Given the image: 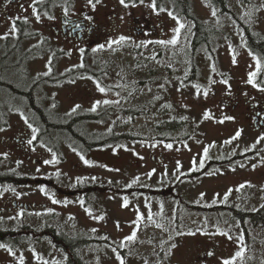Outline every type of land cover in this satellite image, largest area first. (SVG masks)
Listing matches in <instances>:
<instances>
[{
  "label": "rangeland",
  "instance_id": "1",
  "mask_svg": "<svg viewBox=\"0 0 264 264\" xmlns=\"http://www.w3.org/2000/svg\"><path fill=\"white\" fill-rule=\"evenodd\" d=\"M15 2L11 5L9 1L0 0V9H3L0 10V52L5 45L11 47L15 43L12 19H26L24 15L33 14L31 5L34 0ZM74 2L76 8L82 7L91 13L94 17L92 25L98 33L82 44L67 37L56 38L50 29L51 20L42 17L40 23L35 22V29L41 33L22 41L19 50L22 54L46 43L49 51L42 56L23 59V65L16 67L0 65V73L9 79L18 78V83L24 79L25 83L19 86L26 89L34 79L48 72L52 54L56 59L53 60L56 74L81 64L83 56L87 61L91 57L110 59L113 70L102 75L101 81L104 86L126 88L128 92L121 95L108 88L101 92L96 82L84 79L43 86L38 99L44 111L54 112L59 121L71 116L74 108L93 112L91 109L98 101L95 111L111 106L135 107L150 103L148 114L135 119L112 115L99 123L82 122L85 132L98 139L110 133L132 131L148 141L121 142L83 155L59 140L62 159L53 160L41 147L28 142L33 139V131L20 113L26 104L16 97V105L12 102L6 107L14 111L8 113L7 128L0 131V169L54 174L61 179L64 189L74 190L77 183H82L85 194L79 199V195L64 192H54L43 198L38 194L34 199L38 205L44 203V206L17 208L11 213L4 211L6 218L0 222V230L23 231L25 240L0 242L5 245L0 248V264H21V259L23 264H69L61 249L47 237H41L52 232L45 229L53 227L56 233L69 238L107 240L123 249L131 246L139 258L132 255L127 259L128 264H142L145 258L149 259V264H223L224 260L233 257V264H264V247L254 245L252 252L245 253L242 233L227 212L218 223L186 216L183 219L186 227L180 226L179 232L174 227L177 197L191 205L206 208L234 206L246 212L257 210L264 202V154L233 159L247 151L264 149V139H261L264 127L253 130L249 118L255 110H264V91L261 90L264 89V69L261 67L254 79L256 87L248 83L249 73L256 71L259 59L247 50L244 34L235 21L227 14H219L209 3L193 0L191 13L202 23L210 25L212 33L221 34L215 38L212 52L199 49L191 57L184 44V33H193V24L188 19L170 16L173 7L167 3L159 8L155 5L154 11L150 6L153 0L127 4V7L120 0H100L95 8L88 0ZM227 5L253 34L264 38V0H227ZM161 8L164 10L160 11ZM5 14L12 15L8 19ZM177 19L184 24L177 44L155 43L173 37V30L178 27ZM139 30L144 33H138ZM120 36L127 39L109 44ZM56 51L59 55L55 54ZM16 58V55L9 56L5 63L17 65L19 59ZM191 61L198 81L187 85L182 79L189 74ZM132 83L143 84L132 86ZM0 99L5 101L4 97ZM105 100L112 103L104 104ZM171 120L182 122L183 126L165 133L164 122ZM185 135L189 137L183 142L156 139ZM205 148L208 149L207 155ZM20 154L28 157L24 165L18 162ZM81 156L90 164H85ZM33 160H39V163ZM201 160L204 161L203 167H200ZM227 160L231 162L209 164ZM204 168L206 171L202 175L175 185L181 175L200 172ZM133 180L137 182L133 184ZM86 186L94 189H86ZM117 189L163 192L158 195L119 194L115 192ZM25 192L29 195V187ZM225 193H229L226 200ZM53 199L58 203H53ZM125 199L127 206H124ZM137 213L142 220H137ZM217 229L227 235L217 234ZM133 231L135 239L127 241L125 238ZM249 231L257 239L264 238V230L253 231L249 227ZM241 250L242 256L236 257ZM117 256L106 243H93L77 251V257L85 264H120L121 259Z\"/></svg>",
  "mask_w": 264,
  "mask_h": 264
},
{
  "label": "trees",
  "instance_id": "2",
  "mask_svg": "<svg viewBox=\"0 0 264 264\" xmlns=\"http://www.w3.org/2000/svg\"><path fill=\"white\" fill-rule=\"evenodd\" d=\"M64 1V2H63ZM140 0H125V3L127 4H136ZM210 4L213 6L219 14H227L230 18L235 21L238 28L242 31L244 34L245 40H246V48L247 50L257 57L260 61L264 62V38L258 36L257 34H253L249 27L244 25L234 14L232 11L228 9L227 1L226 0H208ZM71 1L69 0H44L43 2L38 3V7L44 8V7H53V8H67L71 5ZM156 8H159V4H156ZM47 13L48 11H44ZM185 18L192 22L193 24V33H212L213 30L210 25H207L205 23H202L199 21L192 13H191V7L188 11L185 13ZM34 33H16V40L22 41L24 39H30L32 38ZM194 45V44H193ZM191 49H188L189 56H191ZM49 51V47H47L46 43H42L40 47H32L30 50L27 51L28 56H38L43 55L44 52ZM56 55H59V53L56 51ZM28 58V57H27ZM86 56H83L81 59V64L70 68L67 71H64L60 74L55 73V65L53 60L55 59V55L52 54V60L48 63V72L44 76H39L36 79H34L28 88H21L22 83H25L24 79L21 81V84H14L12 82H6L3 80H0V92H7L11 95H15L17 97H21L24 99V101L27 104L28 109L36 112H42V114L39 115L38 119V136H46V135H52V131L50 130V126L53 125V136H54V148L56 151V158H59V140H63L66 145L70 146V148L74 150L81 151V154L84 152H88L89 150H93L96 148H101L110 144H117L121 142H133V141H140V142H146L148 141L146 137L136 134L132 131L128 132H122V133H110L107 137H103L101 139L96 138L95 140L91 139L89 134L85 132L84 125L82 122H99L103 118H105L107 115H109L110 111L113 110L115 115L127 117L131 119H135L136 117L147 115L150 108V103H145L144 105L140 106H120V107H108V108H102L99 110V114L92 113V112H82L79 111L78 108L75 109L73 114L71 116L66 117L64 120L59 121V117L55 115L54 120L49 119V115L44 111L40 99H38V96L41 94V89L43 86H52V85H61L65 83H74L79 80L89 79L91 81L96 82L99 87L102 88H108L110 90H116L119 94H124L127 89L126 88H120L117 89L115 87H107L104 86L103 82L101 81L100 77L102 75H108L113 70V62L110 59H102V58H94L91 57V60L88 59L85 60ZM261 67L264 69V63L261 64ZM132 86H137V84L132 83ZM3 90V91H1ZM129 90V89H128ZM128 92V91H127ZM112 114V113H111ZM4 122H0V129H2L4 126ZM53 123V124H52ZM32 125H35L32 123ZM183 126L182 122H178L175 120L164 122V130L168 132H172L176 129H179ZM158 128H161L159 126ZM254 128V127H253ZM252 128V129H253ZM255 130V129H253ZM165 135V134H164ZM189 135H185L184 137H178V138H171L168 136L164 137H157V140L163 141V142H183L188 138ZM71 140V142H70ZM42 141V139H41ZM46 143V141H44ZM264 154V149H257V150H251L247 151L246 153L242 155H238L233 157L237 159H245L247 157L256 155V154ZM235 160V159H234ZM233 160V161H234ZM226 162H231L229 160L227 161H214L211 164H217V165H224ZM206 171V168L201 170L200 172L196 173H190L186 175H181L176 183H180L184 179H192L196 178L197 176H200L203 174V172ZM92 190L94 189L93 186L90 187ZM116 193L119 194H127V193H137V194H144V195H153V194H161L157 193L154 190L150 189H126V190H116ZM224 212L229 213V216L232 220H234L241 233H242V240H243V246H244V252H252V247L259 246L264 247V238L257 239L254 237L250 231L251 230H264V202L261 204V206L253 211V212H246L236 209L234 206H214L210 208L202 207L199 205H191L187 204L181 197H177V206L175 211V221H174V227L179 232L180 226L186 227L185 223L183 222L184 217H200L202 218L206 223L209 222V220H214L216 223L220 222ZM22 231H5L3 233H0V239H4V243L9 242H20V238H23ZM25 234V233H24ZM42 236L48 237L49 240L53 243V245L56 248L61 249L64 254L66 255L67 262L69 264H85L77 257V251L88 247L89 245H92L93 243H106L110 245L111 248L114 249V251L119 255L120 259L123 260V264H128L127 259L130 258L132 255L139 258V256L134 255L132 251V247L127 248H118L115 245L111 244L107 240H97V239H90L87 237H77V238H68L65 242L63 241L62 234L57 233H45ZM34 238H39L38 236H35ZM6 239V240H5ZM160 255V254H159ZM140 258H142L140 256ZM142 264H149V259L145 258Z\"/></svg>",
  "mask_w": 264,
  "mask_h": 264
},
{
  "label": "flooded vegetation",
  "instance_id": "3",
  "mask_svg": "<svg viewBox=\"0 0 264 264\" xmlns=\"http://www.w3.org/2000/svg\"><path fill=\"white\" fill-rule=\"evenodd\" d=\"M4 1H9L11 5H15L16 2L15 0H4ZM44 0H42L43 2ZM53 1V0H50ZM71 1V5L67 8H53V7H44L40 8L38 7L39 2H34L31 5V8L36 9L37 15L39 16V20H37L36 15H33L31 13L26 14L23 16V18H13L12 19V27H15V31L13 33H34L36 36L37 33H41L39 30L35 29V22L40 23L41 18L45 17L48 18L50 21V29L52 33H54V37H67L70 41H76L77 43H87L88 40L95 35V33H98L96 30L95 25H92L94 17L91 15V13L85 11L82 7L76 8L74 0H69ZM193 0H155L156 4H159L161 7L164 3H167L173 7L172 10V15H175L177 17H182L185 18V13L188 11L192 5ZM203 2H207L210 4L208 0H202ZM227 1V0H226ZM237 2H240V0H236ZM139 3V2H138ZM136 3V4H138ZM65 9H67V15H65ZM3 10V9H0ZM44 11H48L45 13ZM12 14H5V18H10ZM91 17L90 20L85 19V17ZM52 17V18H49ZM186 19V18H185ZM2 21V20H1ZM0 21V22H1ZM191 22V21H190ZM79 24L80 27L76 28L75 25ZM138 33H144L142 30H139ZM221 33H184V41L187 49H191V57L192 54L196 52V50H204L205 52H212L213 51V46L215 43V38L219 36ZM181 36V33H180ZM22 41H17L15 39V43L11 47H5L3 51L0 52V65H3L5 67H16L19 65H23L25 62L23 59H25L24 55L25 53L21 54V51L19 50ZM41 44V43H40ZM194 44V45H193ZM45 53V52H44ZM21 54V55H20ZM16 55V57L19 59V63L15 65V63H10L7 64L5 63V59L8 58L9 56ZM16 58V59H17ZM191 59V58H190ZM27 60V59H25ZM16 61V60H15ZM264 62L261 61V64ZM21 71L23 70V67L20 69ZM190 72L189 74H186V79H182V82L185 84H193L198 81L197 76L195 74V67L193 61L190 63ZM20 71V72H21ZM3 72L0 73V80L9 82H17L19 81L18 78L12 77V78H7L3 76ZM20 75H24L21 74ZM10 75L9 77H11ZM39 77V76H38ZM18 83V82H17ZM21 83V82H19ZM138 86H140L143 83H135ZM184 84V85H185ZM3 91V90H1ZM4 94V95H2ZM4 97L5 101H2L0 99V122H4L5 120L6 123H4L3 128L0 129H6L7 128V117L8 113H13L14 111L11 109H8L6 107H9L11 103L13 102L14 105H16L17 101L14 100L17 96L11 95L5 91L0 92V98ZM22 99L23 104H24V99L21 97H18ZM13 99V100H11ZM19 103V102H18ZM3 106H5L6 109H3ZM26 106L21 107V116L22 118H26L25 123L28 125L30 124L32 128L36 129V132L33 133L32 136L35 135V139H32V145L34 147H41L43 150H45L48 154L53 159V156L55 155L56 157V151L54 148V136H53V125L50 126V130L52 131V135H42L41 137L37 135V131L39 128L38 125V117L42 112H36L32 111L30 109H27ZM112 107V106H111ZM80 111V110H79ZM83 112V111H82ZM253 112V111H252ZM47 113V112H46ZM90 113V112H89ZM92 113L99 114V111H93ZM110 114L107 115L105 118L100 120L99 122L104 121L107 117L109 116H116L113 110L109 112ZM112 113V114H111ZM50 117V120H54L55 114L53 113H47ZM249 118L252 122L253 129H258L259 127L264 126V110H255L253 113L249 115ZM99 122H88V123H99ZM34 123L35 125H32ZM53 124V123H52ZM29 126V125H28ZM26 130L28 128H25ZM92 137H95L94 134H91ZM33 138V137H32ZM10 140V138H7ZM42 139V141H41ZM46 141V143H44ZM29 142V140H28ZM59 145L61 142H58ZM21 144H24L21 142ZM97 149H102L101 148H96L93 150ZM77 150V149H76ZM92 150H89L90 152ZM60 153V149H59ZM81 154V151L79 152ZM87 152H84L83 155H85ZM24 156V159L22 158ZM27 155H18V162L22 165H24L25 160H27ZM61 158L59 154V159ZM62 159V158H61ZM36 164L39 163V160H33ZM54 174H48V175H42L38 170H34L33 172L27 173L26 170L23 169V171H12V170H7V169H0V222L2 221L3 218H6V215L4 216V211L12 212L13 209H28V208H38L39 206H44V203L41 205H38L36 203V200L34 199L38 194H40L43 197L49 196V194L54 193V192H64L70 195H79L78 199L82 197L85 192H83V189L81 187L82 183H77L76 189L71 190V189H64L65 187L61 185V179ZM81 184V185H80ZM85 186V185H83ZM26 187H29V195H26ZM41 188L44 189V191H41ZM92 190L90 187L86 186V189ZM82 190V191H81ZM9 191V192H7ZM12 192V193H11ZM34 192V193H33ZM11 196H8V195ZM33 197V199H32ZM33 200V201H32ZM31 201V202H30ZM70 203V201H69ZM54 216V210L52 217ZM58 228H61V226H57ZM55 228L53 227L52 229H45L44 231H52V233H56ZM20 231V230H19ZM5 231L0 230V233H3ZM23 232V231H22ZM51 233V232H50ZM58 234V233H57ZM59 235V234H58ZM42 237V235H41ZM39 237V238H41ZM44 237V236H43ZM48 238V237H47ZM69 237H66L63 235L62 239L65 242ZM49 239V238H48ZM6 240V239H5ZM25 240L23 237L22 239L20 238V241ZM0 242L4 243V239H0ZM19 243V242H17ZM52 243V242H51ZM53 244V243H52Z\"/></svg>",
  "mask_w": 264,
  "mask_h": 264
},
{
  "label": "snow or ice",
  "instance_id": "4",
  "mask_svg": "<svg viewBox=\"0 0 264 264\" xmlns=\"http://www.w3.org/2000/svg\"><path fill=\"white\" fill-rule=\"evenodd\" d=\"M34 2H42V0H34ZM99 2H100V0H95V3L93 2V0H88V3H89L93 8H95V5H96L97 3H99ZM120 3H121L122 5H124L125 7L128 6V5L125 3V0H120ZM141 3H143V0H141ZM150 6H151V7L153 8V10L155 11V0H153V3H152ZM163 10H164L163 8L160 9V11H163ZM215 14H216V13L213 12V15H215ZM33 15H36L37 20H39V16L37 15V11H36L35 8H33ZM65 15H67V9H65ZM169 15L171 16L172 14L169 13ZM248 15H250V13H249ZM49 18H52V17H49ZM173 18L175 19V17H173ZM85 19L90 20L91 17H87V16H86ZM177 24H178V27L175 28V29L173 30V31H174V35H173V37H172L170 40H160V41H156L155 43H159V44H161V45H173V46L176 45L177 42H178V37H179V35H180V31H181L182 28H184V24H182L178 19H177ZM75 27H76V28H79L80 25L77 24V25H75ZM15 30H16L15 27H13V28H12V31L14 32ZM126 39H127L126 37H124V36H120L118 40L110 41L109 44H111V43H120V42H122V41H124V40H126ZM101 47H103V46H101ZM94 51H95V49H94ZM253 58L256 59L255 57H253ZM260 69H261V63H260L259 60H257V68H256V71H254V72H250V73H249V78H248V83H249V84H252L253 87H256V86H257V85L254 83V79H255V77L258 75ZM46 74H47V73H46ZM98 87H99V85H98ZM197 87H198V86H197ZM99 90H100L101 92H104V91H105V89L102 88V87H100ZM261 90L264 91V89H261ZM99 103H100V102L98 101L97 104H94L91 110H92V111H95V110H96V107H97V105H98ZM103 103H104V104H109V103H112V101L105 100V101H103ZM77 107H79V106H77ZM73 111H75V108L73 109ZM205 116L207 117V113L205 114ZM228 119H230V118H228ZM29 127L31 128L32 126L29 125ZM32 131H33V133H35V132H36V129H35V128H32ZM237 136H239V132L237 133ZM33 139H35V135L33 136ZM261 139H264V137H262ZM31 142H32V141L29 140V143H30V144H31ZM226 143H228V141H226ZM166 147L171 148V145H166ZM207 152H208V149L205 148V149H204V153H205V155H207ZM55 159H56V157H55V155H54V156H53V160H55ZM81 160H83L85 164H90L89 161L84 160V157H83V156H81ZM45 163H50V161H45ZM203 164H204V161L201 160V161H200V167H203ZM150 175H151V173H149V176H150ZM137 180H138V178H137ZM137 180H133L132 183L135 184V183L137 182ZM249 186H250V185H249ZM129 187H131V185H129ZM240 187H244V186L241 185ZM237 190H239V189H237ZM41 191L43 192L44 189L41 188ZM229 192H231V190H229ZM228 194H229V193H225V196H224V199H225V200L227 199ZM203 195H204V194L202 193V194H201V198H203ZM53 203H58V201H56V200L53 199ZM127 203H128V201L125 199V201H124V206H127ZM213 203H215V201H213ZM142 219H143V217H141L140 214L137 213V220L139 221V220H142ZM148 219H149V220L152 219L151 215H149ZM157 226H158V227H162V225H157ZM189 234H192V233H189ZM217 234L227 235L226 233L220 232L219 229H217ZM135 236H136V233H135V231H133V233H132L131 235L127 236L125 239H126L127 241H133V240L135 239ZM241 239H242V237H241ZM121 246H123V242H122V245H121ZM3 247H5V245L0 244V248H3ZM172 247H175V245H172ZM9 251L11 252L10 249H9ZM242 254H243V253H242V250H241V251H238V252L235 254V256H236V257H240V256H242ZM34 255H35V254H34ZM209 255H211V253H209ZM117 259H120V257L117 256ZM234 259H235V257H233V258L230 259V260H224V261H223V264H233V260H234ZM37 260H40V258L37 257ZM21 264H23L22 259H21ZM43 264H47V262H43ZM120 264H123V260L120 261Z\"/></svg>",
  "mask_w": 264,
  "mask_h": 264
}]
</instances>
